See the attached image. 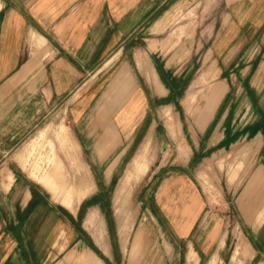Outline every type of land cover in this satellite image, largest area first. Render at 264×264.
I'll return each instance as SVG.
<instances>
[{"label": "crops", "instance_id": "crops-1", "mask_svg": "<svg viewBox=\"0 0 264 264\" xmlns=\"http://www.w3.org/2000/svg\"><path fill=\"white\" fill-rule=\"evenodd\" d=\"M194 2H215L214 10L227 3L233 28L254 27L264 43V0H0V264H52L60 254L63 259L72 251L68 246L76 247L72 246L74 254L82 243L75 211L93 190L87 170L88 183L76 184L70 203L57 206L19 164L21 148L45 119L47 107L66 103L73 144L86 147L90 169L97 166L105 180L112 178L131 149L141 144L140 119L153 112L151 99L148 106L136 104L145 99L139 77L147 83L144 67L150 66L140 61L141 45L146 37L158 41L165 21ZM178 43L188 48L187 43ZM228 48L216 41L211 46ZM259 62L264 65V60ZM218 85L222 89L216 103L225 90ZM213 107L203 110L200 119ZM257 142L246 179L227 190L240 239L249 246L248 255L237 258L234 249L233 264H245L247 259L248 264H264V138ZM199 150L196 143L185 160L162 159L148 170L140 208L155 232L141 223L126 250V264H155L158 257L160 264H222L224 231L218 226L203 231L211 219L206 196L192 172ZM55 168L59 172L57 163ZM46 185L53 189L49 182ZM78 190L85 192L80 200ZM75 199L76 205L70 206ZM97 218L93 211L84 222L92 234L99 233L94 229ZM153 233L159 245L150 239ZM93 242L98 245L94 236ZM153 245L162 248L161 255ZM88 253L83 254L91 257Z\"/></svg>", "mask_w": 264, "mask_h": 264}, {"label": "rangeland", "instance_id": "rangeland-1", "mask_svg": "<svg viewBox=\"0 0 264 264\" xmlns=\"http://www.w3.org/2000/svg\"><path fill=\"white\" fill-rule=\"evenodd\" d=\"M214 4L194 2L192 7L180 9L175 17L165 21L162 29L167 25L166 29L158 41L146 37L142 43L143 61H140L143 64L147 61L150 66L144 67L147 83L136 75L145 92V99L136 104L148 106L151 99L153 112L140 119L141 144L131 149L112 178L105 180L97 166L91 165L90 169L89 161H85L88 157L86 147L73 144L66 103L55 109L49 105L45 119L22 146L24 155L19 164L24 173L35 185L46 189L41 188L55 205H67L73 199L71 188L88 183L84 179L85 170L89 173L86 179L93 184V190L75 211L81 223L79 249L73 254L74 245L68 246L72 251L64 254L63 259L60 254L52 264H75L78 259L80 264H101L100 261L126 264V250L130 248L133 235L142 227L141 223L151 233L155 232L145 211L140 208V189L147 172L162 159L169 163L185 160V155L189 156L190 148L196 143L200 152L192 172L206 196L208 219H211L203 231L214 226L224 231L222 264H233L234 249L236 258L248 255L249 246L240 239L243 236L233 218L227 190L246 179L256 159L257 140L264 138V65H259V61L264 60V43H261L263 36L254 27L244 25L239 29L236 25L233 28L227 3L225 8L222 6L217 10L212 8ZM189 13L192 15L180 19ZM181 26H185L182 27L185 33L180 32ZM173 28L177 30L172 31ZM206 28L209 31L203 33ZM180 41L187 43L188 48H184L186 44L175 45ZM215 41L229 48L211 49ZM254 49L257 51L253 52ZM218 84L224 85L225 90L216 103L215 96L222 89ZM211 105H214L213 109L204 113L201 120L203 110ZM151 125L155 126L154 130H148ZM125 138L130 139V135ZM261 152L264 154V146ZM46 182L53 189H49ZM84 194L78 190L77 199ZM76 202L75 199L70 206H75ZM93 211L98 216L94 228L99 232L97 234L84 227L87 216ZM66 213L69 212L66 210ZM92 235L100 247L94 244ZM155 235L153 233L154 238L150 239L157 242ZM66 238L63 247L67 244ZM158 245L153 248H159L161 255L162 248ZM106 249L107 254H103ZM158 262H162L161 257L155 259V264ZM247 262L248 259L244 261Z\"/></svg>", "mask_w": 264, "mask_h": 264}]
</instances>
